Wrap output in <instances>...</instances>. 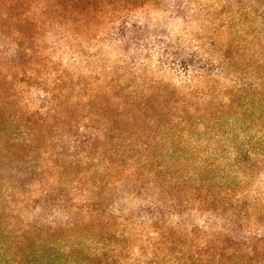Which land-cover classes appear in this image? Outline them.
I'll list each match as a JSON object with an SVG mask.
<instances>
[{"label": "rangeland", "instance_id": "obj_1", "mask_svg": "<svg viewBox=\"0 0 264 264\" xmlns=\"http://www.w3.org/2000/svg\"><path fill=\"white\" fill-rule=\"evenodd\" d=\"M230 16L225 0H0V264H264V108H240L241 115L238 104H227L234 72L204 82L181 67L216 60ZM253 28L264 32L260 23ZM239 35L235 51L254 48ZM243 59L239 73L251 83L253 67ZM117 84L133 86L139 100L153 86L170 85L168 107L176 114L165 122L175 143L147 138L155 127L128 122L139 115L132 106L120 117L130 124L107 132L93 98L96 88ZM124 95L110 90L103 102L119 113ZM185 100L203 115L205 127L186 128L209 140L199 154L179 137L181 119L195 115L184 113ZM87 138L96 141L84 153L77 143ZM234 148L252 152L241 159L242 172ZM180 154L189 163L178 171L171 164ZM172 174L180 178L167 193L176 214L161 211L164 221L152 232L143 220L151 210H140V200H153ZM235 214L236 241L221 229ZM207 218L218 227L204 228ZM181 219L186 223L177 224ZM161 232L173 243L162 244Z\"/></svg>", "mask_w": 264, "mask_h": 264}, {"label": "trees", "instance_id": "obj_2", "mask_svg": "<svg viewBox=\"0 0 264 264\" xmlns=\"http://www.w3.org/2000/svg\"><path fill=\"white\" fill-rule=\"evenodd\" d=\"M249 1H252V2L248 4ZM225 9H226V12L230 13L231 16H230L229 22H226V25H224V28H226L224 31L225 36L220 42V48H218L219 55L217 56L216 60H213L211 57L205 58V59L196 58V60L193 59L192 62H190V64H187L186 66H181V67L183 68V72L185 76L187 77L191 76V79H192L197 75L200 78H202L204 82H211L213 75H218L222 78H226L228 74H231V72H234L235 78L232 79L231 92H229L225 100L226 102H228L227 104L229 106H236L238 104L236 110L241 115H242L241 113L242 111L241 110L238 111V109L248 107V109L250 108L252 110V108H255L256 104H258L259 107L263 110L264 108V32L254 29V28L252 30H249V28L255 23H260V25L264 26V0H225ZM176 11H179V8H177ZM253 15L258 17L260 21L259 20L257 21L256 19L257 21L256 22L255 19L253 18ZM238 28H239L240 33L236 32ZM235 33L240 34L239 39H243L245 43L248 42V44L250 43L254 44V48H251L250 46L249 47L243 46V50L240 49L242 52H239V50L235 51L233 46H237V44L239 45V42H238L239 40H238V37L235 36ZM208 36L206 38H209ZM245 57L250 58V63L246 62L245 63L246 65L244 66H246L247 69H252L253 67L252 69L253 79L251 83H248L251 79L249 81L243 80V79L245 80L248 79V76L244 77L243 75H241V73H239V62L240 61L244 62L245 60L243 58ZM251 61H253L254 63H252ZM132 87L133 86L123 87L120 84H117V87H115V89H110L109 86H104L102 88L101 87L96 88L97 90H95V97L93 98L94 99L93 104L96 103L97 104L96 108H99L105 112L106 117L104 118V121L109 126V128H106L107 132H109V134H115V132L121 131V128L118 127L119 123L122 126L129 125L130 123H133V125L135 126L136 125L139 126V124L143 122L144 125L146 124L148 126L155 127L154 129H151L152 131H149L148 133L146 132L148 136L147 138L151 137L152 139H158L159 137H161L163 140H165V142L169 144L175 143L174 138L172 137L173 134H170L173 128V125H169L171 122L170 123L165 122L166 119L168 118V115L170 116L171 114L170 112L174 111L172 109L176 108V106H171L170 108L168 107L169 102H170V97L168 96V90L171 88L170 85L166 87L153 86L151 88L154 90V91L152 90L153 93L151 95L149 94L148 96L146 95L147 97L143 100H139L136 98L138 95H135V94H138V93L135 92ZM109 89L118 90V92H124L125 94L121 102H118L117 104L118 106H120V107L117 106L119 113L115 112L117 110H114L112 105L106 106V104L104 103L105 101L103 99L107 97L108 94L110 95ZM128 89L130 90L128 91ZM156 95L157 97H155ZM202 95L203 94H201L200 96H196L195 98L197 99L195 100H198V102H200V100L203 99ZM240 101L244 103L242 105L240 104V107H239ZM194 103L195 102L193 103L187 102L186 100L183 102L184 110H186L184 113L188 115L190 112H192L195 115L188 116L189 118L194 117V122H190L188 117L181 119V124L184 125V128L181 129L182 135H180L179 137L180 138L182 137L181 141L185 148L190 149L191 151L195 152V154H199L200 150L198 146H201L202 145L201 143L204 141L206 144L209 143V140H206V138L204 140H200L201 139L200 137L195 138L188 131H186V128H190V126L192 128H197V126H200V125L205 127V124L202 118L203 116L202 112L201 110H197V108L194 106L195 105ZM209 103L212 105V102H208V104ZM127 105L128 107H126ZM130 106L134 108L137 107L139 115L132 114L131 116L127 117V120L130 123L129 124L123 123L120 120L121 119L120 117L125 116L126 108L129 111L128 108ZM148 108H153L152 110L154 109L156 110L157 108L158 109L160 108V109H159V112L154 111L152 115H149ZM175 114H176V111H174L170 117L174 119ZM177 116L179 117V115ZM188 130L190 132L194 131V129L193 130L188 129ZM208 130H210L209 126H207V131ZM137 131L138 133H142V135L145 136L144 134V132L146 131L145 128L142 129V127H140ZM135 132H133V134H129L130 137H132V135L135 136ZM207 133L208 132H206V134ZM261 138H264V136H261ZM247 139H250V138L247 137ZM253 140H255V138H252V141ZM256 140H259V139H256ZM95 141L96 139H90V138H87L86 140H78L77 147L84 146L85 149H83L82 151L86 153V152H89L91 148H93L92 144ZM133 145H134V142H130V144H128V146H133ZM234 149H232L230 152L231 158H233V160H235L236 162L239 161V166L238 165L236 166L239 172H242L243 167L241 166V159L246 155H251L252 152H250L248 148H245V150L242 149V152H240L238 148H234ZM179 157H180L179 161L178 160L174 161L171 164V168L173 169L175 168L178 171H180V169H183L184 166H188V163H189V158L186 157L185 155L180 154ZM150 158H151L150 155L145 156V161H149L152 159ZM209 167H211V165L208 166L206 164H201V170H207V168ZM135 173L136 172L131 171L130 173H128V175L126 174L125 178H131L133 174ZM172 175L162 180L163 184L161 185V192L159 193L155 192L153 194L154 195L153 200L152 199L151 200H147V199L140 200V210H142L146 206H148L151 210L148 213H146V215L143 216L144 218L143 220H147V222L149 221V224H150L149 229L152 232H155L157 229L156 223H159L160 221H164V218L161 215V211L166 212L169 215V217L170 215L172 216L176 214L174 210V206H175L173 204L174 202H172V200L168 202L170 197H168L169 194L167 193L171 191L173 187L175 189L178 186V182L180 181V178H178V176L176 175H173V176ZM110 176L112 177V175ZM245 177H250V176L247 175ZM202 179H203L202 175H199L196 178V181L199 182ZM184 180H186V182L187 181L194 182V176L188 175L187 177L184 178ZM115 181H118V180L115 179ZM157 183L158 182H154L153 186H156ZM133 184H135V186L138 185L136 181H134ZM120 185L123 187H126L125 181L121 182ZM146 193L147 195H149L148 194L149 192L146 191ZM162 194H165V196L168 198H166V200H163ZM92 209L95 212H99L101 210L96 207H93ZM260 209H262V211L264 210V200H263V203ZM125 211H127L128 213L127 215L128 219H132L134 216V213L130 212V210L126 208H119L117 210V212H119L120 214L121 213L123 214V212ZM237 216L238 215L235 214V216L233 215L229 219H225V220L224 218L223 219L221 218L222 221L225 222V224L229 223L228 224L229 226H227L226 228L222 225L221 229L228 233L226 235L228 238L235 240V241L238 240L239 238V236L236 235V225L238 224ZM91 218H92V215H91ZM185 223L186 221L184 219H181L180 222H178L177 224L183 225ZM203 227L208 228L209 230V229L216 228L218 226H215L212 223V220L207 218V220L203 222ZM192 228H195V227L192 226ZM197 229L198 228H196V230ZM160 238L162 240L161 241L162 244L168 245L169 243H173L170 240H168L167 235L163 232H161ZM246 239H249V238L246 237ZM205 241L207 243H210L212 239L208 237L206 238ZM148 263L149 262H147L146 260L140 259L136 264H148Z\"/></svg>", "mask_w": 264, "mask_h": 264}]
</instances>
